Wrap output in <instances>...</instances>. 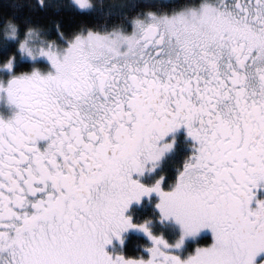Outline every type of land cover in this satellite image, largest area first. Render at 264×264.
I'll return each mask as SVG.
<instances>
[{
    "label": "snow or ice",
    "instance_id": "1",
    "mask_svg": "<svg viewBox=\"0 0 264 264\" xmlns=\"http://www.w3.org/2000/svg\"><path fill=\"white\" fill-rule=\"evenodd\" d=\"M101 3L0 0V264H264V0Z\"/></svg>",
    "mask_w": 264,
    "mask_h": 264
},
{
    "label": "trees",
    "instance_id": "2",
    "mask_svg": "<svg viewBox=\"0 0 264 264\" xmlns=\"http://www.w3.org/2000/svg\"><path fill=\"white\" fill-rule=\"evenodd\" d=\"M122 3V0H119ZM33 4L35 3V0H32ZM116 3L117 0H111V2L109 3L108 0H102V3L100 6H98V13L102 12V11H108L111 10L113 12H119L121 11V7H112L111 5L113 3ZM2 10L6 13V14H13V7L11 6H3ZM37 15H41L44 17H47L49 15L53 16V17H59L61 14L57 13V12H52L51 11V7H49L48 11L45 12V10L43 9H38L36 12ZM81 14L79 13H75L73 14H69L67 12L63 13V18L61 19V26L66 28V29H71L72 27H74L77 24V19L74 17H80ZM19 18V17H18ZM51 35H55V29L52 30ZM19 63H20V67H28L29 64L31 62H28L25 60L24 57H20L19 58ZM38 63H42L43 62H38ZM179 140H180V150L183 151L184 149V140H183V133L179 134ZM151 211V205L150 204H144L143 207L141 209L138 210L139 214L141 215H145L148 214ZM143 236L142 234L136 233V232H130L127 235V246H128V251H132V250H136L138 245L143 241ZM208 239V234H203V236L201 237V242H203V240Z\"/></svg>",
    "mask_w": 264,
    "mask_h": 264
},
{
    "label": "rangeland",
    "instance_id": "3",
    "mask_svg": "<svg viewBox=\"0 0 264 264\" xmlns=\"http://www.w3.org/2000/svg\"><path fill=\"white\" fill-rule=\"evenodd\" d=\"M111 6H112V7H113V6H114V7H118V8L121 7V10H122V3H121V1H119V0H117L116 3L114 2ZM25 60L28 61V62H31V61L28 60L27 57H25ZM38 62H39V61H38ZM0 111H2V112H4L5 114H7L8 111H9V109H8L7 107H5V106L3 105V103H0ZM181 133H182V132H181ZM263 191H264V190H262V192H263Z\"/></svg>",
    "mask_w": 264,
    "mask_h": 264
},
{
    "label": "flooded vegetation",
    "instance_id": "4",
    "mask_svg": "<svg viewBox=\"0 0 264 264\" xmlns=\"http://www.w3.org/2000/svg\"><path fill=\"white\" fill-rule=\"evenodd\" d=\"M259 197L264 198V191L259 193Z\"/></svg>",
    "mask_w": 264,
    "mask_h": 264
}]
</instances>
